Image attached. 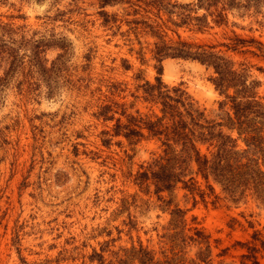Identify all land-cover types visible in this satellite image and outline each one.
<instances>
[{
  "label": "rangeland",
  "instance_id": "obj_1",
  "mask_svg": "<svg viewBox=\"0 0 264 264\" xmlns=\"http://www.w3.org/2000/svg\"><path fill=\"white\" fill-rule=\"evenodd\" d=\"M131 2L105 7L119 8L116 31L103 23L100 0H0V56L7 47L13 53L10 67L0 64V264H96L87 255L104 240L125 264H139V240L159 264H240L247 250L238 241L263 248L252 233L264 239V58L221 43L233 33L264 43V0H239L227 24L202 32L165 27L171 41L179 34L216 44L238 74L226 94L236 95L240 118L215 89L210 67L162 60L163 81L204 108L205 126L193 138L213 160L207 181L187 149L166 152L157 134L102 133L134 108L157 110L139 90L157 74L144 46L154 38L125 34ZM104 103L112 119L97 115ZM158 156L168 157L173 176L159 195L135 181ZM195 227L208 237H197ZM257 255L264 264V249Z\"/></svg>",
  "mask_w": 264,
  "mask_h": 264
},
{
  "label": "trees",
  "instance_id": "obj_2",
  "mask_svg": "<svg viewBox=\"0 0 264 264\" xmlns=\"http://www.w3.org/2000/svg\"><path fill=\"white\" fill-rule=\"evenodd\" d=\"M125 0H100V9L98 12L103 18V23L111 22V26H115V30L120 27L119 19H117V11L109 13L105 7L107 5L120 6ZM239 0H134L132 9L129 14L132 18L126 19L129 24L126 31L127 36L131 33L141 34L147 33L154 38L151 42H146L144 46L150 52V58L154 59V66L157 74L154 80L144 79L139 85L141 97L157 106V110L152 109L142 111L134 108L126 113V121L121 122L116 118L110 130H102V133L109 135L123 134L126 137L140 136L143 134L142 129L148 130L150 134L161 136L163 149L172 152L171 146L187 149L192 160L196 165V173L207 181L211 167H214L213 160L207 151H201L193 138L196 131H200L205 126V111L201 108L197 101L188 93V91L180 85H169L164 82L160 73L162 68V60L167 56L181 57L191 59L204 64L212 69L213 74L210 76L214 87L220 94L225 95L231 103L235 117L240 118L242 113L238 112L240 103L236 99V95L226 94L233 87L235 76H237L236 68L233 61L228 58L221 49H214L216 44L195 43L190 40L177 39L171 41L166 39L167 35L165 27L175 25L183 27L190 31H205L214 25H225L229 21V13H233V9L238 5ZM203 8L204 11L199 12L198 9ZM141 13V15H140ZM148 14V16H147ZM115 30L113 32H115ZM227 50L237 51L241 47L248 46L252 52L264 58V43L254 37H242L236 33L230 36L229 41L221 43ZM2 49L0 48V52ZM11 47H7L4 57L0 56V64L9 62L12 64ZM225 99H220L218 104L223 106ZM244 103H248L245 101ZM130 104V103H129ZM110 103H104L99 107L97 115L102 116L105 120L113 118V112ZM125 110L121 111L124 114ZM197 128V129H196ZM220 132V131H218ZM219 136L220 133H217ZM253 138V135H250ZM103 142H109L110 137H103ZM203 140V138H202ZM248 144V141H246ZM220 149H217L213 158L217 161L216 156ZM167 152V151H166ZM168 157L158 156L148 165L139 169L135 176V181L139 187L145 192L160 194L161 191L167 190L172 186L173 176L168 167L170 160ZM174 157L172 156V159ZM175 160V159H173ZM170 172V174L168 173ZM186 185V183H185ZM208 186H212L208 183ZM197 237H208V233L201 228H194ZM258 231L252 233L253 238H259L261 246L259 248L255 243L250 241H238L242 246L246 247L245 252L240 253V264H259L258 252L264 249V239L258 237ZM110 240H104L99 249H93L87 258L95 261L96 264H125L127 259L124 253L118 251L117 247ZM135 250L134 259L139 264H159L155 259L153 251L143 245L139 240V244ZM225 248L221 249V254ZM107 254V255H106ZM28 264V263H26Z\"/></svg>",
  "mask_w": 264,
  "mask_h": 264
}]
</instances>
